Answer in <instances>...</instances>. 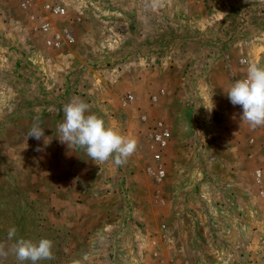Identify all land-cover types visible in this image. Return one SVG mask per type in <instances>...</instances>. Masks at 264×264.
<instances>
[{
	"label": "rangeland",
	"instance_id": "obj_1",
	"mask_svg": "<svg viewBox=\"0 0 264 264\" xmlns=\"http://www.w3.org/2000/svg\"><path fill=\"white\" fill-rule=\"evenodd\" d=\"M24 1L0 0V264H31L11 251L19 238L54 242V259L37 264H264L253 175L263 129L227 96L250 65L264 67V0H51L60 16ZM73 101L138 141L127 163L97 165L60 141ZM35 117L47 144L27 139ZM159 122L173 140L158 184L147 172ZM177 167L196 181L170 184ZM158 194L189 197L192 215L165 212Z\"/></svg>",
	"mask_w": 264,
	"mask_h": 264
},
{
	"label": "clouds",
	"instance_id": "obj_2",
	"mask_svg": "<svg viewBox=\"0 0 264 264\" xmlns=\"http://www.w3.org/2000/svg\"><path fill=\"white\" fill-rule=\"evenodd\" d=\"M152 7H162V0H152ZM227 96L232 105L242 107L241 121L250 128L264 127V67L252 64L248 67L247 76L236 81L229 89ZM90 105L84 101H73L65 105L64 120L58 126L61 135L60 141L83 149L86 155L97 165L108 162L110 159L116 166H122L138 149V141L124 134L106 127L103 119L89 112ZM39 117L34 118L32 127L27 132L29 137L36 140L48 137L38 123ZM37 148V151H40ZM259 176V173H258ZM17 229L13 226L8 230V239L16 237ZM54 242L43 238L38 242L30 239H16L11 251L20 262L30 261L37 264L39 261L54 259ZM8 251L0 243V257L6 258Z\"/></svg>",
	"mask_w": 264,
	"mask_h": 264
},
{
	"label": "built area",
	"instance_id": "obj_3",
	"mask_svg": "<svg viewBox=\"0 0 264 264\" xmlns=\"http://www.w3.org/2000/svg\"><path fill=\"white\" fill-rule=\"evenodd\" d=\"M30 0H25L22 6L24 8L30 6ZM43 6L45 9L50 11L55 15H63L64 9L59 5H54L51 0H44ZM155 99V97H154ZM238 112L242 115V107L239 105L235 106ZM262 137L264 139V127H262ZM171 140V132L163 125L162 122L157 123L154 125L153 130L150 134V144L152 152H153V161L154 166L149 167V173H154L152 175L153 179L156 183H161L165 177V170L162 163V157L165 154V151L168 149ZM264 149V144H263ZM259 173V176H258ZM254 179L258 185L264 189V169L258 168L253 171ZM164 229V226H162Z\"/></svg>",
	"mask_w": 264,
	"mask_h": 264
},
{
	"label": "crops",
	"instance_id": "obj_4",
	"mask_svg": "<svg viewBox=\"0 0 264 264\" xmlns=\"http://www.w3.org/2000/svg\"><path fill=\"white\" fill-rule=\"evenodd\" d=\"M153 38L152 39H149V40H155V41H161V38H162V36H161V34H155V35H153L152 36ZM172 137H171V140H170V144H172ZM180 154H182V153H180L179 151L177 152L176 151V153H175V157H176V159H180L181 158V155ZM185 155H186V153H185ZM186 157V156H185ZM186 158H188V157H186ZM135 164V163H134ZM177 166H179V165H177ZM135 169H136V172H141V174L142 175H140L139 177H142L143 176V169H141V167H135ZM180 169V167H177L176 168V170L174 171V176L173 175H170V179H169V181H170V184H172L173 186L177 183V182H179V181H181V180H183V182H189V183H191L192 181H196L195 180V178H194V172L192 171L191 173H190V177H189V180H185V179H178V177H179V171H181V170H179ZM146 170V169H145ZM145 173V172H144ZM154 173H148L147 172V176L150 178H152V175H153ZM166 175H167V172H165V177H164V180L163 181H167L168 180V176L166 177ZM138 177V178H139ZM144 177V181L146 180L147 181V179H146V175L145 176H143ZM147 177V178H148ZM148 178V179H149ZM134 180V182H136L137 181V179H133ZM162 181V182H163ZM185 188H187V187H183V189H185ZM182 189V190H183ZM179 190V189H178ZM179 191H181V190H179ZM157 197V198H156ZM150 199V201L149 202H151V203H154V198L153 197H150L149 198ZM156 202H159L158 204L161 206V207H163V206H166V205H168L169 204V206H168V208L166 209V207H165V212L166 211H168L169 210V214L170 215H192V211H191V209H192V207H191V205H192V201H191V199L189 198V197H182V198H178L177 196H176V198L175 199H173V200H171L170 199V201H169V203H168V201L166 200V198H164V196H161L160 194H158V195H156L155 196V203ZM180 203V204H179ZM179 204V205H178ZM146 216L147 215H143V217H140V219L141 220H146L147 218H146ZM124 217H126L127 218V221H132L131 219H130V215H125ZM123 221L125 222V219H123ZM147 222H148V220L145 222V224H147Z\"/></svg>",
	"mask_w": 264,
	"mask_h": 264
}]
</instances>
